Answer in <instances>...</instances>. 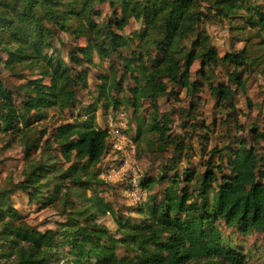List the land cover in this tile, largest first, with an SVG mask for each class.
Here are the masks:
<instances>
[{"label": "trees", "instance_id": "1", "mask_svg": "<svg viewBox=\"0 0 264 264\" xmlns=\"http://www.w3.org/2000/svg\"><path fill=\"white\" fill-rule=\"evenodd\" d=\"M201 1L224 18L242 17L245 28L264 29V4L251 5L249 0H0V51L7 54L5 67L13 73L24 67L36 73L12 89L0 79V134L23 132L27 160L32 151L44 148L43 157L28 161L22 179L0 189V264H246L245 256L231 243L232 236H224L216 226L223 223L241 235L264 234V158L246 139L235 140L226 166L221 153L217 164L209 158L194 196L188 190L195 177L193 169L190 174L170 175L164 170L157 177L138 179L147 190L167 183L158 203L140 209L148 221L143 226L118 215L104 196L85 192L92 182L105 184L97 168L110 148L107 127L99 124L95 112L99 107L104 112L119 107V94L127 92L123 100L137 119V140L148 133L157 134L158 139L166 135L168 119L158 120L155 100L169 95V84L189 93L196 90L190 81L196 59L207 68L232 66L226 84H208L210 93L230 108H234L233 86L246 90L241 71L255 60L245 48L220 56L204 32H197L189 49L183 47L198 24L210 16L199 10ZM104 2L112 13L98 23L95 7ZM130 19L139 22L142 30L126 36L120 29ZM59 31L76 40L84 37L86 44L70 45L64 59L52 46ZM130 46L134 48L125 55L122 51ZM94 53L100 59L116 54L131 85L121 86L114 73H98L97 95L91 104L76 112L73 121L54 127L40 146L30 137L47 110L72 111L81 91L91 93L89 71L98 65ZM145 102L155 108L148 122L136 114ZM250 132L252 141L264 140L256 127ZM185 147L184 141L177 142L174 154ZM17 190L41 208L60 200L64 221L56 229L30 226L11 203L10 194ZM105 213L114 217L120 237L96 222L95 217ZM119 246L124 249L121 255L116 253Z\"/></svg>", "mask_w": 264, "mask_h": 264}, {"label": "rangeland", "instance_id": "2", "mask_svg": "<svg viewBox=\"0 0 264 264\" xmlns=\"http://www.w3.org/2000/svg\"><path fill=\"white\" fill-rule=\"evenodd\" d=\"M248 3L262 5L264 0H249ZM95 8L98 10V14L94 18L98 23L105 22L111 16L112 9L106 2L97 4ZM199 10L207 14L210 13V16L206 21L198 24L196 32L190 36L189 41L182 43L186 50L189 49V42L195 39L197 32H204L220 56L230 52L237 53L245 48L252 60H255L249 67L243 66L241 71V78L245 81L246 90L242 91L233 86L234 91L231 99L234 105L233 109L229 107L226 101L217 99L211 94L208 88L209 83L213 85L226 84L227 74L232 66L207 68L202 66L200 59H196L190 67V81L195 82L197 89L189 93L185 88L169 84V95L159 96L155 100L158 120L162 121L165 116L168 119V131L161 139H158L157 134L148 133L141 139L134 140L138 123L133 109L124 104L123 99L127 92L118 95V99L122 102L119 107L110 108L107 112L99 107L95 112L99 124L106 128L109 123L110 112L121 109L124 111L126 135L135 144L137 176L141 182L148 177H157L164 170L170 175L174 173L183 175L185 171L190 174L189 172L193 169L195 170V177L188 185V190L193 192V196L197 192L201 175L206 169V162L211 158L212 162L219 163L221 160L218 154L221 153L223 165L226 166L229 150L235 146V140L246 139L249 145L255 147L258 156L264 158V140L252 141L250 132L251 128L256 127L259 132L264 133V29L245 28L242 17L224 18L216 14L214 9L211 10L209 4L204 1L200 2ZM120 30L126 36H133L142 28L139 22L130 19L127 25ZM85 44L84 37L76 40L60 31L55 34L52 42V46L59 50L64 59H66V52L70 45L84 46ZM133 48L130 46L129 49L122 52L129 55ZM6 56L5 52L0 51V79L8 88L12 89L25 83L27 79L35 77L36 73L28 71L26 67L14 73L7 69L4 64ZM93 58L98 65L91 67L89 71L88 81L91 86V93L87 94V91H81L78 102L72 111L59 112L55 108H49L46 118L34 124V128L32 127L34 131L31 132L33 135L30 138L37 141L40 146L44 145L45 139L49 137L54 127L61 122L73 121L76 112H81L83 108L91 104L97 95L95 86L99 82L98 73H114L118 81L121 82V86L127 88L128 85H131L132 80L123 72L122 63L116 54L100 59L94 53ZM48 80L45 79L46 82ZM154 109L152 104L145 102L138 109L137 118L148 122V116L152 114ZM167 140H171L170 144L163 147V143ZM179 141H184L186 147L181 153L174 154L175 144ZM24 145L23 132H17V134L10 136L0 134V189H8L11 183L22 179V173L28 167L29 162L43 157L44 148H40L37 151H32L30 159L27 160ZM53 148H55L54 145ZM214 149L220 151L213 152ZM172 157L174 159H171ZM114 159L115 157L110 152L103 156L97 170L99 171V178L105 184H100L97 181L92 182L85 189V192L88 196L93 193L104 196L105 200L111 202L118 211V215L127 217L139 226H143L148 221L144 220L145 217L139 213L140 209L144 208L145 204L158 203L163 197V190L167 183H157L151 190H147L142 187L138 180L140 197L136 202L130 201L126 195L129 188L126 175L112 182L105 181L100 177V173L106 171L109 161ZM56 160L63 163L61 157ZM63 166L67 167L68 164L64 163ZM165 166L166 168H164ZM82 178L87 180L86 175ZM10 196L12 205L23 216V219L30 226L39 230L56 229L58 223L65 219L63 203L60 200L41 208L38 203L29 202L25 192L13 191ZM70 200H75V196H71ZM95 220L104 225L114 237L121 236L118 225L111 214H99ZM216 226L224 236H232L231 243L245 256L246 264H264L263 233L251 231L246 235H241L233 229L226 228L223 223L217 222ZM123 252L122 246L116 249L118 255L123 254Z\"/></svg>", "mask_w": 264, "mask_h": 264}, {"label": "built area", "instance_id": "3", "mask_svg": "<svg viewBox=\"0 0 264 264\" xmlns=\"http://www.w3.org/2000/svg\"><path fill=\"white\" fill-rule=\"evenodd\" d=\"M107 130L110 144L108 152L115 159L109 161L106 171L100 173V177L105 181L112 182L126 175L129 184L126 195L130 201L136 202L141 194L138 188L136 148L134 142L125 133V114L122 109L110 112Z\"/></svg>", "mask_w": 264, "mask_h": 264}]
</instances>
